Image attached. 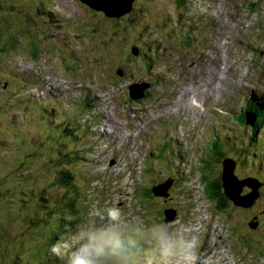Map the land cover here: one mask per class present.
Wrapping results in <instances>:
<instances>
[{
  "label": "rangeland",
  "instance_id": "rangeland-1",
  "mask_svg": "<svg viewBox=\"0 0 264 264\" xmlns=\"http://www.w3.org/2000/svg\"><path fill=\"white\" fill-rule=\"evenodd\" d=\"M181 1L140 0L138 4L140 6L144 4L146 7H142L141 14L139 13L132 21H135V27L125 30L123 35L121 33L123 30L104 32L102 38L110 34H113V37L107 36L103 40L89 17L83 12L77 11L80 9H76L71 1L62 0L55 3L51 0H0L1 14L6 17V20L1 19L0 23L4 24L9 33H16L12 41L18 42L17 50L23 49L28 55H31L29 53L35 50L42 53L40 58L32 63L26 62L23 53H15L7 57V60H0V100L3 101L4 96L13 99L14 107L18 110L9 114L10 117L5 119V125L10 128L14 121L20 120V123L24 124L27 129L36 133L32 137L36 141L35 145L30 139H28L30 142H26L28 147L32 149L31 151L37 154L35 159L39 160H33L32 153L26 155L32 159L31 167L36 168L32 171L36 178L43 176V180L49 181V177L45 176V170L40 171L39 167L43 166L44 169L53 173L55 161H71L73 163L78 159H80V165L75 169L78 181L92 173L98 175V179L90 181V185L85 191L82 192V189H77L75 197L78 210L80 206L85 204L88 205V208L93 205L116 206L128 220L133 222L143 220L147 223L149 222L148 217L152 216L163 221L165 210L169 208L175 210L177 206L183 204L176 209L177 213L182 214L176 213L174 220L170 222L171 224L182 222L196 229L192 223L197 219L207 217L200 221L202 222L201 234L196 231L198 247L202 244L197 264H208L210 259L211 263L209 264H264V242H262L264 241V212L262 214L258 212L264 210V192L261 193L255 208L239 212L228 203L222 207L220 191H215L213 188H209L207 192L199 190L207 183L205 177L209 181H214L217 177L219 173V165L216 161L218 152L230 153L235 160L241 162H239L235 173L238 177L254 176L264 181V129L259 130L250 145H247V140L242 137L244 132L241 129V121L238 123L237 120H234L240 113H243L247 100L252 97H259L264 100V56H262L264 54V0H227L229 4L226 1L225 3L228 8L223 5L224 0H203L211 4L200 0H189L191 3H186L187 7L192 8V3L194 5L193 9H188L190 13L209 12V15L219 17L227 33H232L227 34L223 29H221L220 34L219 30L214 31L213 34L216 37L219 34L214 43V37H211L204 44L202 36L209 34V28L202 23L204 31L192 30L190 32V38H196V48L189 50H187L189 44L187 46L182 44V38L185 36L183 34L178 35L177 27L172 24L176 12L175 8ZM236 3L239 6H236ZM215 4L223 6V11L226 13L223 14L221 7ZM52 7L56 11H53ZM42 8L53 16L56 15L55 17L58 16L57 18L62 19V24L66 27H63L62 34L66 35L70 43H74L73 48L75 50L79 47L77 44L81 42H85V44L74 53L66 51L63 46L66 44L62 42H60L62 45L54 43L52 48L48 49L50 46L45 42V37L51 31L50 24L47 19L38 22V17H41L36 14L37 10ZM137 10H139L138 6L136 7ZM88 15L92 16L91 13ZM128 24L130 25V22ZM19 26V29L24 30H17L16 28ZM134 30L136 31V35L134 34L136 40L133 41V45L134 47L139 46L140 53L130 56L132 53V49L129 47L132 44L130 32L132 33ZM68 32L71 36H68ZM52 36V39L55 40L56 32H52ZM26 37L34 39V42L28 46L21 45L22 38ZM235 37L242 41L237 45L242 49L236 47L239 41L230 42L234 54L231 52L229 56V52L226 50L217 53L209 50L212 43L213 50L229 49L222 43L226 38L236 40ZM189 40L191 43V39ZM246 46H249L250 50L243 48ZM143 47L150 57H154L153 59L148 58L143 52ZM224 53L228 54L223 57L224 63L227 62L225 64H223L221 57ZM154 59L155 62L151 67V62ZM50 62L52 68L49 66V64L51 65ZM229 65L232 67L230 73L227 70L220 73L223 68L230 70ZM150 67L152 69H149ZM219 67H222L221 71H218ZM207 69H213V74H205ZM6 70L12 74L16 71L14 76H19L21 72L28 74L30 71L33 76L35 73L36 76L41 77L38 78L39 80H43L38 82L32 77L24 75L16 83V86L22 89L20 91L15 86L12 87L3 83L2 77ZM210 72L211 70L208 71V73ZM66 73H72L73 77L72 74H67L64 77ZM119 73L122 75H118ZM99 74H102L104 78ZM195 74L196 77H194ZM229 75H232V79L228 82L224 81V76L228 77ZM26 77H29L30 81L25 80ZM63 78L68 81H63ZM217 80L219 83L224 82L225 84L219 85ZM138 81L155 87L149 89V94L145 98L133 102L127 95L126 87L127 84ZM164 81L166 82L162 84ZM178 85L179 89L169 91L168 100V90L177 88ZM70 86H76L75 89L77 87L87 88L85 94L99 98L109 96L111 94L110 88L112 95L109 98L98 99L100 100L98 102L100 109L105 108L104 112L113 121L125 124L124 128L122 124L112 122L110 129L113 135L106 128L107 133L103 136V146L101 147H99L98 142L90 138L93 134L87 130L86 136L88 137L79 140L84 149L91 151L87 156L83 155L79 150V145H77L80 134H82L80 129L82 124L72 120L75 115L72 109L76 106L71 101L76 96L70 93ZM46 87L50 90L48 91ZM92 87H96L98 91ZM207 87L211 91L214 90L213 88H222L224 92L231 95L228 98L219 96L218 104L232 112L233 117L218 116V114L213 113L211 108H207L203 114L199 113L196 117L197 124L192 132H190L187 124L177 121L175 116L173 121L163 122L171 114V109L176 105L179 97L186 102L187 98L182 97L184 90L204 92L208 90ZM149 95L153 96L149 97ZM148 97L149 99L144 102ZM125 100V108H120L123 107ZM166 100L168 101L163 103ZM16 101L25 103L23 110L19 111ZM188 101L193 106L194 100L190 95ZM141 102H144L143 107L135 112L134 119H138L140 116L142 119L141 122H136L132 119L133 112L131 111L140 108ZM26 103L41 104L42 107H40L37 115L30 116L25 110ZM112 104H116L120 109L111 106ZM87 106L89 112L95 111V103L93 107L91 103ZM113 108L114 116L111 114ZM33 109L36 111L35 108ZM195 112L199 111L192 113ZM185 116L186 112L183 110L182 117L185 118ZM131 121L133 126L129 128L126 125ZM20 123H15L17 126L14 128H19ZM60 123L69 126L70 132L65 127L56 129ZM94 125L97 134L98 124ZM226 129L230 130L231 134L222 131ZM251 134L253 135V132L250 131L248 135ZM121 136L124 140L120 139ZM226 136L237 140L227 141ZM54 138L58 140V143L53 141ZM5 139L19 144L14 136H6ZM24 139L25 137L22 138V140ZM108 141L111 142L109 147L106 144ZM59 143L65 146H63L64 150L61 153L57 149ZM136 143L137 146H135ZM245 146L244 154L247 155H242L240 153ZM61 149L62 146L59 150ZM9 154L11 156L14 152L10 151ZM133 157H136V163ZM206 157L213 158L211 164L206 161ZM7 158L4 154L0 155V169L9 167ZM103 158L104 162L101 163L100 160L103 161ZM13 159L11 156V160ZM111 161L115 163L111 164ZM182 171L188 174H182ZM39 173L40 175L37 176ZM169 178L173 179V188L169 191L171 193L166 200L165 198L148 196L152 186L162 183L166 179L169 181ZM2 184L3 182H1ZM178 187L189 191L188 203H185L188 196L184 189L177 194L176 201L173 192L177 191ZM210 192H212L217 205L211 198ZM16 198V194L14 199L7 197L6 192L2 189L0 210H4L3 207L11 208L10 205ZM175 201L176 205L170 206L174 205ZM54 205L59 206L60 203L57 202ZM224 208L226 209L224 210ZM188 210L189 219L185 214ZM80 211L71 215L67 211L68 220L84 219V214L82 215ZM10 218L7 217L8 222ZM212 219H215L216 223ZM150 220L158 219L152 217ZM25 221L31 224L27 220ZM66 222L68 223V221ZM248 223H259V225L257 224L254 229L250 230ZM17 226L18 224L15 223H8L4 226V228L8 227L10 232L5 239L7 246L6 255L4 253L5 257L2 254L4 264H9L8 256L17 253V251L31 256L33 260H37L40 256L46 257L45 251L50 245L48 240L46 242L41 240L30 241L27 238L26 230L23 232ZM219 228L223 231L226 230L225 234L220 232L216 234ZM245 231L252 232V244H247L241 237ZM15 234V237L19 238H14L13 235ZM211 237L213 241L215 240L214 242ZM228 244H230V248ZM222 249L225 251L221 252ZM13 259L14 256L10 258V260Z\"/></svg>",
  "mask_w": 264,
  "mask_h": 264
},
{
  "label": "clouds",
  "instance_id": "clouds-1",
  "mask_svg": "<svg viewBox=\"0 0 264 264\" xmlns=\"http://www.w3.org/2000/svg\"><path fill=\"white\" fill-rule=\"evenodd\" d=\"M51 1L58 2V1H62V0H51ZM68 1H71L75 5L76 9H80L77 11H80V12H83L84 14H86L89 17V19L93 22L96 29H110L107 32H120L123 30L121 32L122 35H123V32L125 30L135 27V25H134L135 21L132 22V26L129 25L128 27L126 24L128 22H126V21L135 20V17L138 16V14L140 13L139 10L136 11V6H135L136 3H138L140 0H131L129 8L127 10H125L124 12H122L119 16H111V15H106L103 12L94 11V10L90 9V7H88L86 4L82 3L80 0H68ZM200 1L205 2V3H210L208 1H203V0H200ZM225 1L227 4H229L227 2V0H224L223 5L227 6ZM241 2H246V1H241ZM186 3H191V1L182 0L181 3L175 8L176 12H175L174 21H172V24H175V26L177 27L178 35L181 36L183 34V36H185V38L184 37L182 38L183 39L182 44L185 46H187V44H189V46H187V50L192 49V48H194V49L196 48V41H195L196 38H190L191 37L190 32L192 30L204 31V27L202 26V23H204L207 26V28H209V34L207 36L206 35L202 36L203 37L202 42L204 44L206 43V40H209V38H211V37H214L213 38V43H214L215 39L219 36L221 29H223V31L225 33H227L224 30V27L221 24L219 17L209 15V12H207V13L198 12V13L192 14L188 11V9H193V7H194L193 3H192V8L187 7ZM142 5H144V4H142ZM215 5H219L223 11V6H221L220 4H215ZM237 5H238V3H236V6ZM144 7H146V6H144ZM227 8H228V6H227ZM40 11H41V9L37 10V12H36V14H38L41 17V18L38 17V22H41L44 19L48 20L49 19L48 15L45 14L43 11H42V13ZM89 13H91L92 16H89L88 15ZM224 13H226V12L223 11V14ZM228 13H230V12H228ZM129 15L131 16L130 19L127 18V16H129ZM61 21H62V19H61ZM48 22H49L50 27H51V31H50L49 35H47L45 37L46 40H48L50 45H51V47H49L48 49L52 48V44L55 43V44L62 45L60 43V42H62L64 44H66V45H63L64 49L66 48V51H68L70 53H74L75 51H77L80 47H82L85 44V42H81V43L77 44V45H79V47L77 50H75V48H73L74 43H70L68 41L66 35L62 34V29L65 26L64 25L57 26L56 22H54L53 20H52V22H50L48 20ZM217 30H219V34L216 37L215 34H213V32L217 31ZM52 32H56V34H57V37L55 40L52 39V37H53ZM74 33H73V36H74ZM227 34H232V33H227ZM130 35H131V32H130ZM68 36H71L70 32H68ZM107 36L113 37V34H110ZM107 36H105V38H102V36H101V38L103 40H105ZM189 39H191V43H189L190 42ZM228 40H229V42H228ZM236 41H239V39L236 38V40H233V39L226 38L224 40V43H222V45L228 47L229 49L223 48V49L213 50V48H212L213 43H212L211 48L209 50L214 52V53H217L218 51L221 52V50H226L229 52V56H230L231 52L234 54V52L230 46V42H236ZM240 43H242V41L237 42L236 47H238L237 45ZM243 43H245V42H243ZM247 44H249V43H247ZM249 46H250V44H249ZM249 46L248 47L246 46L243 48H247L248 50H250ZM129 47L132 49V53L130 56L139 55V48H138L139 46L134 47L133 42H132V44ZM238 48L242 49L240 47H238ZM154 51H155V49H154ZM143 52L148 56L149 59L154 58V57H150V55L147 54V52L144 50V47H143ZM226 55H228V54L224 53L221 56L223 64L227 63V62L224 63L225 60L223 59V57ZM262 56H264V54ZM154 62H155V59L152 60L151 67H152V64ZM49 66L52 68V63H51V65L49 64ZM230 66L231 65H229V67ZM151 67L149 69H152ZM231 68L232 67H230V70L223 68L220 73H222L223 70H227V72L230 73ZM149 69H148V71H149ZM210 70H211V72L208 73V71H210ZM210 70L207 69L205 71V74L212 75L213 69H210ZM67 74H72V73H66V74H64V77ZM94 74H97V73H94ZM24 75L28 76L27 73L21 72L20 75L17 76L16 80L20 81ZM99 75H101L104 78V76L102 74H99ZM34 76L36 77L35 74H34ZM34 76L32 75L33 78H34ZM72 77H73V74H72ZM194 77H196V74ZM230 79H232V75H229L228 77L224 76V81L228 82ZM25 80L30 81L29 77H26ZM42 80L38 79V82H42ZM63 80H64V78H63ZM166 81H167V79H166ZM166 81H164L162 84H164ZM236 82H237V80H236ZM217 83L219 85L225 84L224 82L219 83L218 80H217ZM237 83H239V82H237ZM8 85H11L12 87L15 86V87H17L18 90L22 91V89L20 87L16 86L15 81L11 84H8ZM171 86H173V85H171ZM154 87L146 85L142 81H138V82H134L132 84H127L126 90H127V95H129L130 99H132L133 102H137L138 100L145 98L149 94L148 93L149 89L154 88ZM178 87H179V85L177 86V88H174V89L170 88L168 90V94H167L168 100H169V91L175 90V89L177 90V89H179ZM69 88H74V90L71 91L70 93L76 96L75 99L71 101L76 106V108L72 109V111L75 113V115L72 119L73 121H77L79 124L83 125V118L85 117V115L87 113V111H85V107H84L85 104H89L93 101L91 103L92 107H93V104L95 103L96 108L94 111V116H95L94 122H96L97 120L100 121V122H98L99 137L96 138L95 135H92L90 138H92L94 141L98 142L99 147L103 146L102 140H103V136L107 133V130L110 134L112 133L111 129H110V124L112 122H117L119 124H122L123 127L125 128V124H123L122 122L113 121L111 119V117L107 113L104 112L105 108H103L102 110L100 109L98 99L109 98L112 95V91L110 90V88H109V91L111 92V94L107 97L102 96L100 98L96 97V96L95 97L90 96L89 94H85L87 91V88L77 87V89H75L76 86H71ZM92 88H96V87H92ZM182 89H183V86H182ZM213 89L214 90H212V91H211V89H209V90L204 91V92H200L198 90H196L195 92H190L189 94L195 102L194 106L190 105L188 99H186V102H185L180 97L177 101V108L175 109V111H173L166 119H164L163 122L168 123L170 121H173L174 118L176 117L177 121L184 122V124H187V127L189 128L190 132H192V131H194L195 125H196V122L193 120L195 113H196V112L192 113L194 111H199L200 113H204L207 108H211L213 110V113L218 114V116L221 115L222 117H224V116L230 117V118L233 117L232 112L220 107L218 104V101L220 100L219 96L228 98L231 95L224 92V90L222 88H213ZM97 91H98V89H97ZM219 91H221V92H219ZM63 94H65V93H63ZM96 94H97V92H96ZM132 94L142 95V98L134 99L132 97ZM151 96H153V95H149V97H151ZM149 97L147 99H145L144 102H146V100H148ZM68 98L70 99V97H68ZM153 99H154V97H153ZM168 100L164 101L163 103L167 102ZM144 102H141L140 108H138L135 111H131V112H133L132 113L133 114L132 119L136 120V122H139V121L141 122V119H142L141 116L138 119H134V116H135V112L143 107ZM125 103H126V100L124 102L123 107H120V108H125ZM163 103H161V104H163ZM22 104H24V103L22 102L18 106L19 111L23 110V107H20ZM26 104H27V107L25 110H26L27 114L30 116L37 115V113H35L33 108H35L36 111L39 112L40 107H42L41 104H38V106H33L34 103H26ZM250 105L255 106L258 111L264 113V100L259 98V97L258 98L252 97L251 99L247 100L245 107H244V110H243V113H240L237 116V119H234L235 121L237 120L238 123L241 121V129L244 132L243 134L247 135L248 145H250V143L254 139L256 133L259 130L264 129V115H262V118H260L258 113L256 111H253L252 108L249 107ZM111 106H115V108L120 109L119 107H117L116 104H112ZM111 106H109V107H111ZM109 107H107V108H109ZM249 108H251V109H249ZM183 110L186 112L185 118L182 117V111ZM16 111H18L16 108H12L9 112L15 113ZM7 113L8 112H6V114ZM111 114L114 116V108L111 109ZM150 114H153V112H150ZM247 114L255 115V122H254L253 126H250L247 124ZM189 123H190V126L188 125ZM130 124H132V125H130ZM82 125L80 127L82 134H80V138L77 141V145H79V150L83 153V155L87 156L91 151L89 149H84L82 147V145L80 144L79 140H82L83 138L88 137L86 135H87V130H89V129H83ZM126 126L131 128L133 126V122L132 121L129 122ZM14 127H15L14 124H12V126L10 128H8L5 125V120L0 118V128H1L0 132H2V136H4V137L14 136V137H16V140H18V130L15 129ZM59 127H65V129L68 130L69 132L71 130V128L69 126H67L66 124H63V123H60L59 126L56 127V129H58ZM106 128H107V130H106ZM140 129H139V131H140ZM139 131H138V133H139ZM222 131H226L227 133H230V130H228V129L222 130ZM250 131L253 132V135L252 134L248 135V133ZM92 133L94 134L95 132H92ZM25 135L27 136V133H25ZM111 135H113V134H111ZM212 135H213V133H212ZM232 137H234V136H232ZM226 138H227V141H233L235 139V138H229L228 136H226ZM120 139L124 140V138H120ZM139 141H141V140L139 139ZM9 142L15 143L14 141H9ZM209 142H210V140H209ZM106 144L108 145V147L111 146L110 141H108ZM58 145H57V149H58ZM135 146H137V143L135 144ZM64 147L62 146V149L61 150L58 149V151H60V153H61V151L64 150ZM86 151H87V154H86ZM218 153H220L221 155L219 156ZM218 153H217V159H218L217 162L219 165V173H218L217 177L215 178L216 181L215 180L209 181V179L205 177V181H207V183H205V186H203V188L201 187L202 189H199V190H204V192H207L208 189L211 188L207 184H209L213 187L216 186V188L214 187V190L215 191L218 190L221 193V196H220L221 205L224 206L227 203L229 205H233L223 196V194H222L223 188H222V181H221V176H222L221 171L224 169V165L229 167V164L227 161H231L234 163V170L232 171V176L238 184H239V182H241L243 180H247V179H254L257 181L258 184H260V187L257 190L258 197L254 201L255 203H257L259 198H260L261 193L264 192V181L260 180V178L254 177V176H247V178L238 177L235 173L237 172L239 162H237V160H235V158L233 156H231L230 153H221V152H218ZM133 159L136 163V157H133ZM206 159H207V157H206ZM212 160H213V158H212ZM56 162L57 161H55V165L60 166V168L56 171V173L62 174L61 173L62 172L61 162L60 161H58L57 163ZM78 162L79 161L73 162L75 167H79ZM114 163H115L114 161H111V164H114ZM65 164L67 165L68 162H65ZM183 173H185V172L182 171V174ZM185 174H188V173H185ZM39 175H40V173L37 176H39ZM235 176L237 177L238 180L235 178ZM169 181H172V183L170 186H167V188H166L167 189V191H166L167 196L171 193V192L169 193V191L173 188V179L169 178ZM169 181H168V179H166L164 182L158 183V184L152 186L151 190L149 189L150 195L148 194V196H151L152 198H165V200H166L167 196L166 197H154L152 190L154 188L160 186V185L168 184ZM185 181H188V180H185ZM202 181H204V180H202ZM190 183H191V181H190ZM196 184H197V182H196ZM4 185H5V183H4ZM184 185H185V183H184ZM177 186H178V182H177ZM2 189H1L0 193L2 192ZM182 189L187 191V195H188V199H189V196H190L189 191L185 188H182ZM182 189L179 188L178 190L181 191ZM251 192H252L251 188H249L248 186H244L242 188V192H241L240 196L241 197L246 196V195L250 194ZM74 195H77V194H74ZM210 195L213 198L212 192H210ZM72 196H73V194H72ZM73 197L71 198V201H73ZM39 199H40V202H43V203H48V202L54 200L51 197L50 198L40 197ZM213 200H214V198H213ZM214 202H215V200H214ZM55 203H57V201H54L51 204L54 205ZM215 204H217V203L215 202ZM64 205H66V204L60 203L59 206L64 207ZM175 205H176V202L174 205H170V206H175ZM66 206L68 207V205H66ZM84 206H85V208H84V217H85L84 221L81 222L77 226L76 229L75 228L72 229V232L69 235L61 237L60 239H58L55 243H53L51 245L50 252L58 260L55 262H49L46 264H197L198 254L201 253L202 244L200 247H198V236L196 234V231H198V233L201 234L202 222H200V221L205 220L207 217H205L204 219L195 220L192 223V225L196 226V229H194L192 226L183 224L182 222L181 223L177 222L176 224L170 223L175 218V215L177 213L176 209L181 207L182 205L177 206L175 208V210L171 209V208L165 210L163 221H161V219L156 217V216H152V217L157 218L158 220L151 221L150 218H152V217H148L147 220L149 222H147V223L144 222L143 220H138L136 222L128 220L124 216L122 211L116 206L93 205L90 208H88L87 204H85ZM77 208L78 207L76 206V209ZM234 208L240 212L241 210L248 211L250 208H255V206L252 205L250 208H247V209L236 207V206H234ZM76 209L75 210L70 209L68 211V213L73 210V214H76L80 211L81 208L79 207V210L77 209V211H76ZM225 209L226 208H224V210ZM189 210H190V208H189ZM189 210L185 213V214H187L188 219L190 218ZM258 212H259V214H262L264 212V210H261ZM177 214H182V213H177ZM168 217H172V220L166 222ZM67 221L69 222L70 220H67ZM215 223H216V220H215ZM255 224L257 226V223H255ZM4 226L5 225L0 224V229H4ZM248 228H249V225H248ZM219 232L222 234H225L226 230L223 231L221 228H219V231L216 232V234H218ZM212 237H211V240H212ZM214 247H224V246H214ZM225 248H226L225 250H227V247H225ZM225 250L222 249L221 252H223ZM45 253L46 254L48 253L47 249H46ZM218 253H220V252H218ZM205 257H207V256H205ZM38 259L42 261V260H44V256H40ZM209 263H211V259H210V261H208V264ZM0 264H4L1 251H0Z\"/></svg>",
  "mask_w": 264,
  "mask_h": 264
},
{
  "label": "trees",
  "instance_id": "trees-1",
  "mask_svg": "<svg viewBox=\"0 0 264 264\" xmlns=\"http://www.w3.org/2000/svg\"><path fill=\"white\" fill-rule=\"evenodd\" d=\"M135 6L136 7L138 6L140 12L141 8L144 7L145 5L140 6V4L136 3ZM0 14H1V6H0ZM127 18L130 19L131 16L129 15L127 16ZM1 19L6 20V17L1 14L0 22ZM126 22H130V25L132 26V20L131 21L128 20ZM126 24L128 27L129 24L128 23ZM0 25H1L0 26V60H7L8 59L7 57L15 53L17 54L23 53L26 57L27 63L35 62L37 59L40 58L42 53L39 50H35L29 53L32 56L26 54L23 51V49L21 51H18L17 50V46H19L18 42L16 40L12 41V39L15 38L16 33H9L8 29L5 28L4 24L0 23ZM19 28L20 26L16 29L19 31L24 30ZM97 30L102 36V33L107 32L110 29H97ZM134 34L136 35L135 30L132 31L130 35L131 43L134 40H136L134 38ZM22 40L23 41H21L20 43L21 45L24 46H28L34 42V39H30L27 37L22 38ZM2 79H3V83L11 84L17 79V76H14L10 71L6 70L4 72ZM2 102L3 101L0 100V118L5 120L10 117L9 116L10 113L6 114L5 109H3ZM249 107L251 108L253 107L252 110L256 111L259 117L262 118V115H264V113L258 111L255 106L250 105ZM35 113L38 114L37 111H35ZM41 119L43 118L41 117ZM17 122L20 123L21 121L20 120L14 121L13 123L14 126H17L15 125V123ZM17 130H18L19 144L16 145L15 143L6 140L5 137L2 136V132H0V155L4 154L6 155V157H8L7 164L9 165L8 168L0 169V191L3 188L4 192H6L7 194V197L11 199L15 198V194L17 196L16 200L13 201V203L10 205L11 208L6 209V207H3L5 211L0 210V224H3L5 226L8 223L9 224L15 223L16 225L18 224L17 227H20L23 232L26 230V234L28 235L27 238L30 241L41 240L42 242L43 241L46 242L48 240L50 245L48 248V253L46 257H44V260L42 261L39 259L33 260L31 259V256H27L21 253L20 251H17V253L8 256L9 264H46L49 262H55L58 259L51 254L50 252L51 245L61 237L69 235L72 232V229L74 228L76 229L77 226L84 221V219H79V221L77 219V220H70L68 223L66 222L68 220V215L66 214V212L69 211L70 209L73 210L76 209V197L74 194L79 188L80 190L82 189V192L85 191L86 188H88V186L90 185V181H94L98 179V175L96 173H92L90 176L85 177L83 179L80 178V181H78L77 171L75 170L78 167H75L74 163H72L71 161H69L67 165L65 164V161H61L62 174L56 173V171L60 168L59 165L54 166L53 173L47 169H44V167L42 166L43 168L39 167V170L40 171L45 170V176L49 177V181L43 180L42 179L43 176L41 178H36V176L32 174L33 169L36 170V168L31 167V164H32V159L35 161H39V160L37 158L35 159V156H37V154L35 152H32L31 151L32 149H30L26 144V142H30L28 139H30L34 145L36 144V141L32 138L36 133L31 129H27L22 123H20V126L19 128H17ZM25 133H27V136L25 135ZM23 137H25L24 140H22ZM242 137H244L247 140V135L243 134ZM53 140L56 141V143H58L57 139L54 138ZM235 140L237 139H234L233 141ZM232 144L235 145V143ZM60 146H64V144L61 145V143H59L58 149H60ZM245 150H246V146L243 148V151L240 154L247 155L244 154ZM10 151L14 152V154L11 155L14 158L13 160H11V156L9 154ZM27 154H31L32 159H29L30 157H27L26 156ZM218 155L220 156L221 154L218 153ZM77 161H79V159ZM206 161L210 162L211 164L213 160L210 157L207 158ZM216 161H218V159H216ZM237 162L240 161L237 160ZM242 163L244 162L242 161ZM1 182H3L2 185ZM207 185L210 186L211 188L213 187L209 184ZM214 187L216 188V186ZM71 193L74 196L73 201H71L72 198ZM40 197H47V198L51 197L54 200L48 203H43L40 202L39 199ZM54 201H57L59 203H64L66 201L64 204L68 205V207L66 205H64V207H59L55 205L50 206V204ZM73 210L70 211L68 214L69 215L73 214ZM80 213L82 215L84 214V208L81 209ZM7 217L9 218L12 217L14 219L10 218V221L8 222ZM25 220H27L31 224L27 223ZM9 233L10 232L8 231V227H5L4 229H0V234H1L0 251L3 255L4 253L6 255L7 246L5 239L9 236ZM15 236L16 234L13 235V237L19 238ZM241 237L244 238L247 244L253 243L252 232L245 231L243 232ZM228 247L230 248V244H228ZM233 251H236V249H233ZM12 256H14V259L10 260Z\"/></svg>",
  "mask_w": 264,
  "mask_h": 264
},
{
  "label": "water",
  "instance_id": "water-1",
  "mask_svg": "<svg viewBox=\"0 0 264 264\" xmlns=\"http://www.w3.org/2000/svg\"><path fill=\"white\" fill-rule=\"evenodd\" d=\"M82 3L86 4L90 9L103 12L106 15L119 16L122 12L129 8L131 0H80ZM134 99L142 98V95L132 94ZM255 122V115L247 114V124L253 126ZM229 167L224 165V169L221 171V181H222V194L223 196L234 206L240 208H250L254 201L257 199V190L260 184L254 179H247L239 182L235 181L232 176V171L234 170V163L227 161ZM172 181L168 184L160 185L152 190L154 197H166L167 196V186H170ZM248 186L252 189V192L246 196L241 197L242 188ZM172 220V217H168L166 222ZM256 224H250L249 228L254 229Z\"/></svg>",
  "mask_w": 264,
  "mask_h": 264
},
{
  "label": "bare ground",
  "instance_id": "bare-ground-1",
  "mask_svg": "<svg viewBox=\"0 0 264 264\" xmlns=\"http://www.w3.org/2000/svg\"><path fill=\"white\" fill-rule=\"evenodd\" d=\"M139 53H140V50H139ZM221 68L222 67H219L218 68V71H221ZM118 75H122V73H119ZM146 85H149L148 83H145ZM201 89V88H200ZM207 89L209 90L210 88H208L207 87ZM190 93V91L189 90H184L183 92H182V97H186L187 99L189 98V94ZM180 98V97H179ZM178 98V99H179ZM178 99H177V101H178ZM98 102H100V100H98ZM193 106H194V104H193ZM177 108V103H176V105L171 109V113L173 112V111H175V109ZM253 108V107H252ZM262 108V107H261ZM203 114V113H202ZM162 119V118H161ZM160 120V119H159ZM146 124V123H145ZM144 127V126H143ZM122 138H123V136H121ZM145 146V145H144ZM222 174V173H221ZM235 178L237 179V177L235 176ZM206 194V193H205ZM169 197V195L167 196V198ZM166 198V199H167ZM217 205V204H216ZM251 223H248L247 225H250ZM258 225H259V223H257ZM199 234V233H198Z\"/></svg>",
  "mask_w": 264,
  "mask_h": 264
},
{
  "label": "flooded vegetation",
  "instance_id": "flooded-vegetation-1",
  "mask_svg": "<svg viewBox=\"0 0 264 264\" xmlns=\"http://www.w3.org/2000/svg\"><path fill=\"white\" fill-rule=\"evenodd\" d=\"M223 203V202H222ZM225 206V205H224ZM224 206H222V207H224Z\"/></svg>",
  "mask_w": 264,
  "mask_h": 264
}]
</instances>
